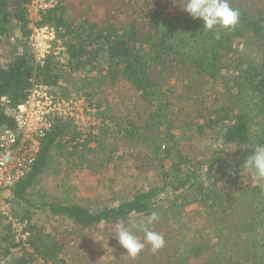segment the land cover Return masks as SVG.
Here are the masks:
<instances>
[{
  "label": "trees",
  "instance_id": "obj_1",
  "mask_svg": "<svg viewBox=\"0 0 264 264\" xmlns=\"http://www.w3.org/2000/svg\"><path fill=\"white\" fill-rule=\"evenodd\" d=\"M83 1L101 12L97 21L62 0L40 13L35 27L53 29L55 38L39 64L29 44L32 0H0V129L14 128L33 84L67 97L69 82L107 128L79 143L72 119L51 118L30 171L3 191L23 205L25 241L4 226L0 264H74L70 252L103 233L118 250L109 264H264V181L244 164L264 145V0H229L239 24L210 31L183 11L184 0ZM112 136L127 149H102L140 179L132 198L89 208L30 196L55 153L93 160L90 145ZM152 211L160 218L149 227L165 246L126 255L108 237L111 222L127 226ZM42 213L68 225L63 232L37 225Z\"/></svg>",
  "mask_w": 264,
  "mask_h": 264
},
{
  "label": "rangeland",
  "instance_id": "obj_2",
  "mask_svg": "<svg viewBox=\"0 0 264 264\" xmlns=\"http://www.w3.org/2000/svg\"><path fill=\"white\" fill-rule=\"evenodd\" d=\"M59 1L60 0H57V3ZM62 1H67L69 8H72L75 12L82 11L84 14L87 12L88 17L92 21H97L101 15V12L95 8V5L91 6L92 12H89L87 10L88 6L86 5L88 3L86 1ZM76 7H80L81 9L77 10ZM38 17L39 14H36L35 11H29L30 28L36 25L39 20L37 19ZM76 19L80 20L79 17H76ZM50 47H52V42L50 43ZM69 83L67 85L70 93L67 97L61 96L55 90H52V92L65 100L71 98L73 100L78 99V101L82 100V103L75 107L76 110L78 109L80 111V116L74 121V125L77 126L82 135L79 143H83L90 135L101 138L102 131L107 129L105 127L106 124L100 121L102 116L93 109L88 108L84 97L77 95L72 88V84ZM103 103L105 105V100H103ZM184 133L185 131L182 132V134ZM116 139L117 138H113V136L105 137L102 145L94 141L90 145L91 151L95 154L92 156L93 160L77 161L75 163L73 160L69 159L67 154L62 155L58 152L55 153L46 173L39 178L36 185L31 189L30 196L34 200L42 198L48 202L56 200L59 203L68 201L89 208L115 206L119 202L132 198L140 185V179L136 177L132 171L126 167L127 165L120 161L116 155L111 157L110 159L112 161H110L108 156L110 153L102 149L109 148L114 150V148H119V151L123 148L127 149V144H123ZM130 153H128V155ZM230 169L232 170V168ZM228 171L231 172L230 170ZM252 178H254V176H252ZM7 198L6 193L0 192V216L2 217L0 221V230L4 229V226H9V223L15 242L23 245L25 236L23 235V225L20 222V217H18L22 211L23 205L20 203H10L7 201ZM34 221L38 222L37 225H44L49 229L60 230V232H63L65 229V223L68 225V223L61 218L50 219L46 213H42L40 216L35 217ZM86 237L88 238L89 249L86 248L87 242H82L83 251L75 254L70 252L66 257L68 261H72L74 264H109V262L114 259L118 250L115 253L112 246H109L112 245L113 239L108 241V239L101 234L86 235ZM109 242L110 244L108 245ZM70 247L72 249L74 248L72 244ZM19 255L20 253L17 255V258ZM75 257L79 258L76 259Z\"/></svg>",
  "mask_w": 264,
  "mask_h": 264
},
{
  "label": "built area",
  "instance_id": "obj_3",
  "mask_svg": "<svg viewBox=\"0 0 264 264\" xmlns=\"http://www.w3.org/2000/svg\"><path fill=\"white\" fill-rule=\"evenodd\" d=\"M57 5V0H32L29 11L36 14ZM39 19V17L37 18ZM30 46L37 63L42 64L51 53L53 29L31 27ZM61 49L54 51L55 55ZM81 101L62 99L48 86L33 84L27 101L13 113L14 128L0 129V192L19 182L30 171L39 153L40 143L51 129V118L77 120ZM101 121V120H100Z\"/></svg>",
  "mask_w": 264,
  "mask_h": 264
},
{
  "label": "clouds",
  "instance_id": "obj_4",
  "mask_svg": "<svg viewBox=\"0 0 264 264\" xmlns=\"http://www.w3.org/2000/svg\"><path fill=\"white\" fill-rule=\"evenodd\" d=\"M182 9L193 20H202L203 29L209 31L217 26L231 30L239 24L241 17L240 11L233 8L229 0H184ZM244 164L258 182L264 181V145L255 146ZM159 218V213L152 211L146 220L129 218L127 226L124 220H115L110 225V231L115 235L108 237H115L126 255L131 257L138 256L146 247L156 252L165 246V239L149 226Z\"/></svg>",
  "mask_w": 264,
  "mask_h": 264
}]
</instances>
